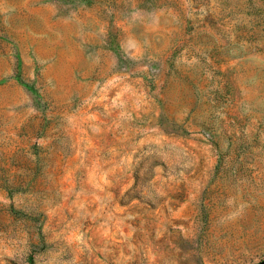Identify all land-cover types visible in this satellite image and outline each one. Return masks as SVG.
Masks as SVG:
<instances>
[{"label":"rangeland","instance_id":"rangeland-1","mask_svg":"<svg viewBox=\"0 0 264 264\" xmlns=\"http://www.w3.org/2000/svg\"><path fill=\"white\" fill-rule=\"evenodd\" d=\"M264 260V0H0V264Z\"/></svg>","mask_w":264,"mask_h":264},{"label":"water","instance_id":"water-1","mask_svg":"<svg viewBox=\"0 0 264 264\" xmlns=\"http://www.w3.org/2000/svg\"><path fill=\"white\" fill-rule=\"evenodd\" d=\"M257 264H264V260H263V261H261V262H259V263H257Z\"/></svg>","mask_w":264,"mask_h":264}]
</instances>
